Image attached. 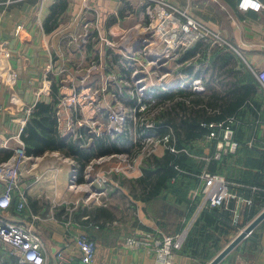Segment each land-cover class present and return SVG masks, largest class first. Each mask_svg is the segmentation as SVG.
<instances>
[{
  "label": "crops",
  "instance_id": "obj_1",
  "mask_svg": "<svg viewBox=\"0 0 264 264\" xmlns=\"http://www.w3.org/2000/svg\"><path fill=\"white\" fill-rule=\"evenodd\" d=\"M58 1L22 0L12 2V4L0 3V44L7 42L12 51L11 63L19 71L18 82L14 89L0 82V103L10 106L9 109L0 111V161L7 159L3 158L6 150L13 152L11 149L14 145L13 136L20 131L21 119L27 114L25 109L31 105L34 107L39 100L52 101L53 83L59 89L57 93L61 94L59 92L61 81L80 80L84 74V71L79 72V64L76 66L77 55L69 53L70 49L62 45V38L70 37L71 34L80 30L76 25L83 17V11L88 20H94L96 14H101L102 18H105L103 30H111V25L115 28V24L120 19L133 16L142 17L145 11L143 0H67L66 9L58 16V24L51 30H45L44 24L51 15V7ZM168 1L186 9L191 17H195L207 27L218 31L224 40L223 46H212L203 40L194 44L199 47L190 59H195L197 55L202 56L204 58L199 64H202L203 60L207 62L208 59L209 62L205 65L210 64V69L198 70L195 64L197 62L191 65L193 70L183 69L185 70L183 74L187 78V80L185 78L186 85L182 86L179 83L180 76L164 78L170 85V93L177 97L170 98V100L162 98L161 95L165 94L166 88L157 86L156 98L159 99V105L163 104V101L165 104V106H160V121L163 122L168 117L169 110L166 108H171L172 121L170 123L174 127L164 133L157 130V135L162 137L170 133V145L176 148L180 134V139L182 137L186 142L185 146L181 149L176 148L172 152H184L191 158L193 164L190 170H181L176 167L180 174L174 176L170 182L176 184L180 180L179 176L182 175V171L190 174L196 183L199 177L201 179L199 186L203 181L202 173H219L225 176L230 192L233 194L225 204L228 207L230 201H233L232 221L235 222L233 224L239 225V231L252 221L247 218L255 195L264 193V88L250 68V65H264V9L259 12L242 11L238 7L239 0ZM86 4L88 9H85ZM64 17H66L65 20ZM49 23L51 25V22ZM18 25H22L19 34L15 31ZM66 45L74 48L70 40ZM184 52L183 49L180 53L178 50V61L192 62L190 59L179 60ZM175 57L173 58L176 59ZM111 60L118 65L122 61L128 62L121 57ZM216 61H219L221 69L224 67L230 70H218ZM50 64L52 67H49ZM242 64H246L247 69L241 70ZM130 71L126 69L120 73V76L129 78ZM195 78L201 79L204 86L203 91L193 90L192 83ZM161 81L160 78L159 82ZM71 84L78 85L74 81ZM182 88L187 95L186 108L179 106L178 102L182 94L179 90ZM68 89L71 93V85ZM192 92L196 93L195 97L191 95ZM13 93L17 96L15 103L11 102ZM58 97L61 98L60 95ZM86 106L83 105L84 108ZM57 111H60L59 117L63 122L60 123L58 120V128L62 134L68 112L60 103ZM229 116L234 117L236 124L241 125L235 132V139L239 142V146L231 152L219 146L222 138L220 133L214 138H211L209 133L193 137L189 131L191 125L183 122L184 119L189 121L194 119L193 123H201L205 126L206 122L223 121ZM156 122H158L157 118ZM83 130L86 129L82 128ZM194 131H199V128ZM7 138L9 141L5 144ZM93 138L82 139L80 144L84 147L90 146L93 144ZM167 148L169 146L166 145L158 147L154 156L162 157ZM47 155L51 156L50 160L46 158ZM61 157L72 158L59 150H49L29 160L32 162L33 159L38 161L42 158L41 160L45 162L40 167H37L36 160L31 166H25L23 181L28 187L29 202L23 212H17L15 207L11 209L14 219H24L40 233L49 256V264H85L74 241V234L79 233H87L98 243L94 264H155L153 253L147 249L126 247L123 241L125 236L134 233L151 234V232L153 235H159L160 231L165 233L169 228L173 229L172 224H176L174 231L180 232L186 228L187 223L192 225L199 214L196 209L188 219L186 213L181 220L166 218L168 212L166 208L171 207L170 201L174 202L175 206H184L176 194L168 191L151 198L150 201L144 200L142 194L148 193V189L145 185L138 183V179L144 176L143 165L139 171L134 170L132 177L127 176L128 178L124 179H121L124 176L122 177L119 173L112 174L110 168L111 182L98 188L99 191H103L100 197L97 196L99 199L88 201L90 193H86L81 200L78 193L70 195L72 190L68 189V182L72 166L70 162L68 164L62 161ZM75 161L78 166L77 160ZM211 168H214L215 172H211ZM155 176L154 174L153 177ZM82 177L85 180L84 170ZM199 186L195 184L191 189L194 187L199 189ZM156 199H164L163 208L158 206L163 209L162 211L161 209L156 211L152 207ZM257 205L261 208L260 212L263 211L264 199ZM245 222L246 225L243 226ZM238 231L233 230L231 235ZM238 246H241L244 254L248 256L244 260L237 259L231 264H264V219L236 247ZM59 252L69 260L68 263H63L58 259L57 253ZM175 256L174 264H194L196 260L186 253L178 252ZM0 264L27 263L19 261L18 257L10 253L0 242Z\"/></svg>",
  "mask_w": 264,
  "mask_h": 264
},
{
  "label": "built area",
  "instance_id": "obj_2",
  "mask_svg": "<svg viewBox=\"0 0 264 264\" xmlns=\"http://www.w3.org/2000/svg\"><path fill=\"white\" fill-rule=\"evenodd\" d=\"M16 1L22 0H0V3L12 4V2ZM142 2L145 10L144 15L149 17L148 19L150 20L149 24H145L143 28V25L140 26L141 24L132 26L126 33L121 35V39L118 42L113 41L114 39H111V37L104 34L102 27H93L94 21L85 23L86 31H76L71 34L70 37L72 39H69L70 42L74 43L75 40L77 41L78 36H82V46H88V44H90V39L95 40L96 34L98 36V42L101 44L99 49L100 57H104L105 53L108 52V49L113 47L117 48L124 54L127 58H125V60L130 58L135 61V64L138 62L144 64L142 59H146L147 62L154 64L158 68H160L163 62L166 61L164 60L165 58H173L179 49H188L200 40L207 41L212 46H223L224 40L218 31L207 27L195 17H191L187 10L179 7V5L168 0H143ZM87 7L88 6L86 4L85 9H88ZM238 7L242 11L253 10L259 12L264 9V2L263 0H239ZM96 19L97 22H99L100 20L98 21V19H101V14H98ZM89 25L90 28H88ZM21 28L22 25H18L16 27L15 31L17 34L20 33ZM138 43L140 44V47L136 50L135 45ZM152 44L153 46H151ZM11 57L12 51L8 47L7 42L0 44V82L8 88L14 89V86L18 82L17 79L19 77V71L15 65L11 63ZM96 62L93 61L91 65H89L86 72H84L81 76V79H90L91 76L95 74L94 72L97 68ZM49 67H52V64H50ZM146 68L147 65L145 66V69ZM250 68L253 72H255L260 85L264 88V65H250ZM136 70L133 71V75L131 76H137ZM180 84L182 86L186 85L185 77L180 80ZM192 87L195 92H201L204 90V86L202 85L200 78H195L192 83ZM104 89H106V85H104ZM74 90H76V86H74ZM98 91V89L95 90L96 95ZM151 92L154 95V100H156V93H158V91L153 87ZM84 97L86 103L85 101H81L76 92L68 96H64L63 99H59V103L68 112V116L64 120L65 127L62 131L63 136L72 135L74 138H80L82 140L84 139V136H88L90 134V136H94V133H100L99 131L97 132L98 129H96V126L98 124L96 122L92 120V123L89 124L88 121H83V117L80 118L78 115L79 113H84L83 105H87V101L89 103H93V99H90L88 94H84ZM16 100L17 96L13 93L11 95V102L15 103ZM139 100L141 101L142 98ZM157 104L159 105V101ZM166 104H168V102ZM145 107L146 105H143L138 109L141 111L145 109ZM9 108L10 106L0 103V111L7 110ZM32 110V105L31 107H27L25 109L27 114L21 119V125L19 128L20 131L13 136L14 145L11 146L13 152L6 160L0 161V242L10 251V253L17 256L19 261L27 264H49V256L46 253L45 244H43V239L40 236V233L37 230H34V228H32V226L24 219L20 218L16 220L11 214V209L13 207H15L17 212H23L29 202L28 187L24 185L23 176H25V166L32 157L28 156L26 153V145L21 137V134L24 130L23 128L25 124L32 114ZM57 112L59 122L63 123L62 119L59 117L60 111ZM125 112V109L121 105H118L117 108L114 109V114L111 115L110 122L108 124L109 130H124ZM74 114L77 115L74 116ZM154 119H156V115ZM235 123L234 117L229 116V118L223 121L209 124V126L213 128L209 136L214 138L220 133L222 138L219 141V146L221 148L224 147L227 152L235 151L239 146V142L235 139ZM146 125V127H156V121L154 120L152 123H147ZM82 128H85L86 130L82 131ZM170 137L171 134L169 133L162 137L159 135L149 136L147 139L144 138V140L146 142L149 141L152 146V148L149 149L150 152H154L158 149V147L164 145L169 146L171 150L175 151L176 148L170 145ZM8 141L9 138L5 139V144ZM145 149L146 147L143 148L142 152L145 153L147 151V149ZM116 153L118 152L108 154L111 155L108 157L107 155H102L98 158H93L87 164L84 169V176L89 179L86 182L87 184L79 182L78 166L75 164L76 161L69 158L73 163H75L72 164V172L69 176L68 186L76 191L85 190L88 192L91 190L92 192L90 191L88 196L89 200L94 194L97 195V193H102L101 190H98V188L103 184H110V176L97 173L94 177L90 175V172L93 169L94 161L98 160V162H102L111 159V157L118 155ZM119 156L121 158L124 154H119ZM140 157L141 156L139 155L132 157L131 165L128 167V169L131 168L129 170L131 172L129 173H132L133 169L135 170L138 167V164L135 162H137V159ZM124 158L127 159L128 155H125ZM118 169V164H116V166L112 167L110 171L118 172ZM201 177L203 181H205L202 194L206 204L213 207L216 205H222L228 202V200L232 197L233 194L230 192L229 183L222 174L202 173ZM198 191L199 189L193 190L191 192V196L195 197L198 195ZM94 198L97 201L98 197ZM187 233L188 230L186 228L183 229V231L173 233H163L160 231L159 235H153L152 232L151 234L134 233L125 236L123 241L124 245L131 249L144 248L149 252H152L155 257V264H174L175 255L183 247ZM74 241L81 253L82 261L85 264H94L98 251V243L87 233L74 234ZM57 257L63 263L69 262V260L66 259L60 252L57 253Z\"/></svg>",
  "mask_w": 264,
  "mask_h": 264
},
{
  "label": "rangeland",
  "instance_id": "obj_3",
  "mask_svg": "<svg viewBox=\"0 0 264 264\" xmlns=\"http://www.w3.org/2000/svg\"><path fill=\"white\" fill-rule=\"evenodd\" d=\"M97 13V11H96ZM98 14H96L97 16ZM89 17V16H88ZM66 17H64L65 20ZM94 18V17H93ZM149 17L147 16H136V17H128V19H120L118 21L117 24H115V28L113 27V25H111V30H105L104 29V34H106L107 36L111 37V39H114L113 41L118 42L121 39V35L123 33H126L128 31L129 28H131L132 26H136L137 24H141L140 26H142V28L144 27L145 24H149L150 20L148 19ZM100 20V21H99ZM104 20L105 18L101 16V19H97L95 17L94 20H88V18H85V12L83 11V17L78 20L77 22V29L80 28L79 32H84L86 31L85 29V23L89 22V21H94L93 23V27H97L101 28L104 27ZM109 21V20H108ZM109 23V22H108ZM108 23L106 25H108ZM101 24V25H100ZM110 27V26H107ZM84 28V29H83ZM88 28H90V25L88 26ZM113 33V34H112ZM120 33V34H119ZM83 35V34H82ZM96 38L95 40L90 39V44H88V46H82V36H78L77 41L75 40L74 43V48H70L67 44V42H69V39H72L71 37H64L62 38V45L65 46V48H69L70 51L69 53L72 54H76V66L79 64L80 68H79V72L81 71V73L86 72V68L88 67V65L90 64L91 60L94 58L93 61H97V68L95 70V75L91 78V79H80V80H64L61 81V87H60V93H57V95H60V97L63 99L64 96H68L70 94H73L74 92H76V94H78V97L81 99L82 102L86 100H84V94H88L90 99H93V103H89L87 101V106L84 108L85 110L84 113H79V117H83V121L86 120L88 121L89 124H91L92 120L94 122H96L98 125L96 126L98 129L97 132L99 131L100 133H94V136H84V139H89V137H98L102 134H108L109 136H111L112 141L115 140L118 145L121 148H124L123 152H118L116 154H118L117 156H113L111 157V159L102 161V162H98L94 161L93 164V169L90 172L91 176H94L97 173H101L103 175L108 176L109 175V170L110 168L116 166V164H118V172H113L112 174H116L119 173V175H123L121 179L124 178H128L127 176H133L130 174H133L134 169L132 171V173H129L131 171H129L131 168L128 169L129 165H131V159L132 157H135L137 155L141 156L139 159H137V163L138 167L135 169L137 171H139L140 169H142V165L145 166L148 162V160L150 159V156H154L156 151L154 152H150L149 149L152 148V146L150 145L149 141L146 142L144 140L147 139L149 136H155L157 135V132L155 130V127L150 126V127H146L147 123H152L154 120L156 121L155 115H157L160 112V106H165L164 101L163 104L158 105L157 102L159 101L158 98H155L156 100H154V95L152 94V89L153 87L157 90V86L161 87V88H170V85L168 84L167 81L164 80V78H172V77H179L180 76V80L182 78H186V76L183 74L185 73V69L187 66L194 65L197 64L196 66H198V70L200 69H210V64L209 65H205V63L208 64V59L207 62L205 60H203L202 64H199L200 61L204 58L202 56L197 55L195 57V59H190L192 62H188V63H181L178 61V55L179 53L182 51V49H179V53L177 55L176 53V59L174 58H165L162 64V66L160 68H158L157 66H155L154 64H151L149 62H147L146 59H142L144 64L138 63L135 64V61L133 59H128L125 60V56L124 54L119 51L117 48H111L108 49V52L105 53V56L100 57V47L101 44H99L98 42V36L95 34ZM94 36V37H95ZM149 41V40H148ZM149 44H151L150 42H148ZM196 44V43H195ZM91 45V46H89ZM153 46V44L151 45ZM206 46V44L204 45ZM203 46V47H204ZM98 48V49H97ZM191 48V47H190ZM107 49V48H106ZM189 49V48H188ZM188 49H185L188 50ZM73 51V52H71ZM178 52V51H177ZM68 53V54H69ZM118 57H121L123 60L128 61V62H124L122 61L120 63V65H118L116 62H113V59H117ZM127 59V58H126ZM174 59V60H173ZM169 60H171V62H169ZM189 60V61H190ZM217 63V68H219L218 70H220V65H219V61H216ZM147 65V68L145 69V66ZM245 65V66H244ZM242 64L241 66V70L247 69L246 64ZM193 67V66H192ZM158 68V69H156ZM127 71L130 69L131 74L129 76V78L126 77H121L120 73L123 71ZM138 69V70H136ZM156 69V70H154ZM137 71L136 75L137 76H131L133 75V71ZM230 69L227 68H222L221 71H228ZM79 74V73H77ZM157 74H161V75H157ZM159 77V78H158ZM162 79L161 82H159V79ZM157 79V80H156ZM187 80V78H186ZM185 80V81H186ZM75 82L78 85H73L71 84L72 82ZM180 83V82H179ZM187 83V82H186ZM71 85L72 87V91L70 93V89L69 86ZM104 85H106V89H104ZM74 86H76V90H74ZM167 86V87H166ZM144 87V88H143ZM143 88V89H142ZM99 90L97 95L95 94V90ZM59 90V89H58ZM124 94V95H123ZM142 98V100L140 101L139 99ZM118 105H121L124 109H125V126H123L124 130L120 131L118 129H115V131L113 130H109V122H110V117L112 114H114V109L117 108ZM146 105L145 109L143 110H139L138 108L140 106ZM75 121L77 122V120L75 119ZM85 123V122H84ZM102 124V126H101ZM113 129V128H112ZM146 147L147 151L144 153L142 152L143 148ZM128 148V152L127 149ZM145 149V150H146ZM114 154V153H113ZM119 154H124V156H119ZM142 154V155H141ZM61 155V154H60ZM59 155V157H60ZM125 155H128V160L125 159ZM62 156V155H61ZM111 156V155H107ZM42 157V156H41ZM50 155H47L46 158H48V160H50ZM35 158V157H34ZM44 158V156H43ZM42 159V158H41ZM38 159V161L36 159H33V161H28L27 166H31L33 164V162L36 160L38 162V166L40 167L44 164L45 161ZM62 161H64L65 163L69 162L72 164H74L72 162V160L69 159V157L67 158H62ZM66 160V161H65ZM130 160V161H129ZM61 161V160H60ZM68 161V162H67ZM67 164V165H68ZM76 164V163H75ZM112 166V167H111ZM87 170V168H86ZM87 173V172H86ZM85 173V174H86ZM113 176V175H111ZM91 179V178H90ZM61 180V179H60ZM88 177L85 176V180H83V183L87 182ZM125 182V180L123 181ZM87 184V183H86ZM69 185V184H68ZM105 185V184H103ZM68 189H71L70 186H68ZM67 189V190H68ZM72 193L70 192V195H74V194H79V199L83 200L84 196L86 195V193H90V188L88 192H85V190H79L76 191L75 189H71ZM76 192V193H74ZM92 192V191H91ZM103 193V191H102ZM97 195H93V197L91 198L92 200L87 199L88 201H94V197H100L101 194ZM199 195V194H198ZM200 200L198 203V213L200 212V210H202V208L206 205V202L204 200V196L201 193L200 194ZM99 199V198H98ZM125 200V198H123ZM121 202H124L122 200H120ZM164 199H156L154 201V205H152L153 208H155L154 210H160L162 207V204H164ZM170 201V199H169ZM171 202V207H167L166 209L168 210L167 214H166V218L168 219H172V220H176V218L181 220V217H183V215H185L186 213V207L185 206H175V203ZM168 203V202H167ZM161 206V208H158V206ZM165 205V204H164ZM169 208V209H168ZM164 208V210H166ZM163 209H161L160 211H162ZM169 220V222H170ZM183 221V219H182ZM181 222V221H180ZM249 224V223H248ZM190 224L187 223L186 228L189 232L190 229ZM171 226H173L172 228H169L167 230V232L165 233H173L176 232L174 231L176 227V224H172ZM188 226V227H187ZM247 226V225H246ZM245 226V227H246ZM244 228V227H243ZM241 230V229H240ZM240 230L238 232H235L233 235L229 236L230 241H226L222 244V248L223 249L228 243H230L234 236L240 232ZM178 232V231H177ZM188 235V233H187ZM187 238V236H186ZM185 238V239H186ZM187 239L185 240L184 244L186 243ZM246 244V242L244 243ZM242 246V245H241ZM235 247L234 250L232 252L229 253V255L221 262V264H231L234 263L237 259H246L248 256L247 254H244V250L242 247ZM184 247V245H183ZM183 247L179 250V252L183 249ZM220 249V250H221ZM218 250L214 255L217 256V253L220 251ZM214 256V257H215ZM213 257V258H214ZM212 258V259H213ZM196 260L194 261V264H207L208 262H210L212 259L209 260H203L202 258H195Z\"/></svg>",
  "mask_w": 264,
  "mask_h": 264
},
{
  "label": "trees",
  "instance_id": "obj_4",
  "mask_svg": "<svg viewBox=\"0 0 264 264\" xmlns=\"http://www.w3.org/2000/svg\"><path fill=\"white\" fill-rule=\"evenodd\" d=\"M67 5V0H59L52 5L50 12L51 15L44 24L45 30H51L52 27L54 28V26L58 24V16L62 14V11L66 9ZM49 22H51V25ZM198 47L199 45H195L193 48L185 51L179 57V60L183 61L190 59V57L195 55ZM185 70H193V67L190 64L185 68ZM169 90L170 89L167 88L164 91L165 94L161 95L162 98L170 100V98L173 99L174 97H177L175 94L170 93ZM179 91L182 93L181 98L178 99L180 104L179 106L186 108V91H184V88ZM57 92L58 88L55 83H53L52 101L45 102L39 100L35 103L32 114L23 128L24 130L22 131L21 137L26 145V153L28 156L33 157L42 155L49 150H59L64 155L71 156L77 160L79 168V182H83V170L93 158H98L99 156L115 152H123L124 148H121L115 140L112 141V137L108 134H102L98 137H94L92 142L93 144L87 147L80 144L82 141L80 138H74L72 135L63 136L58 128L57 110L59 97ZM194 94L196 93L192 92L191 95L194 96ZM166 109L169 110V118L167 117L163 122L160 121V113L156 115L158 122H156L155 130L163 133L173 127V124L170 123V121H172L170 110L172 109ZM183 122L191 125L189 131H191L194 137L195 135H203V133L210 134L213 128H211L209 124L215 122V120L206 122L207 124H205V126L201 123H193L194 119L192 121L184 119ZM240 126L241 125L238 123H235L234 125L237 131ZM198 128L199 131L195 132L194 130H197ZM178 136L179 138L177 139L178 143L176 144V148L181 149L182 146H185L186 142L182 137L180 139V134ZM126 150L127 152L129 151L128 148ZM11 154V150H6L3 158L6 159ZM192 166V160L187 154L184 152H172L170 147L166 149L165 154L162 157H155L153 155L150 156L147 164L143 167L144 176L138 179V183L140 185H145V188L148 189V193L145 192V195L143 193L142 198L146 201H150L151 198L161 195L164 191L174 193L178 196V200L181 203H184L187 210V219L190 218L197 209V205L201 197V195L192 197L191 192L193 190H197L198 187H194L193 189L191 188L195 184L199 186L201 179L197 177L196 183L190 174H186L182 171V175L179 176L180 180H178L176 184L171 183L170 180L177 174H180L176 167L181 170H190ZM212 171L215 172V169L211 168V172ZM154 174L156 175L155 177H153ZM153 178L155 179L153 180ZM262 199H264V193L255 195L253 205L249 208L248 220H252L254 216L260 212L261 208L258 207L257 203H259ZM233 206V201H230L228 207L225 203L214 207L206 204L202 210H200L198 216L190 226L186 238L187 241L180 253H186L194 258H202L203 260L212 259L215 256L214 254L222 248V244L226 241H230L229 236H231V232H233V230L238 231L239 229V225L233 224L235 222L232 221ZM244 225H246V222L243 226Z\"/></svg>",
  "mask_w": 264,
  "mask_h": 264
},
{
  "label": "water",
  "instance_id": "obj_5",
  "mask_svg": "<svg viewBox=\"0 0 264 264\" xmlns=\"http://www.w3.org/2000/svg\"><path fill=\"white\" fill-rule=\"evenodd\" d=\"M140 44L135 45V49H139ZM205 185V181H202L201 185L199 186V191L198 194H201L203 191V187ZM264 219V210L261 211L255 218L252 219V221L245 227L243 228L239 233H237L233 240L228 243L223 249H221L218 253L217 256H215L210 262L207 264H218L220 263L223 259H225L230 252L234 250V248L239 245L247 236L252 232Z\"/></svg>",
  "mask_w": 264,
  "mask_h": 264
},
{
  "label": "bare ground",
  "instance_id": "obj_6",
  "mask_svg": "<svg viewBox=\"0 0 264 264\" xmlns=\"http://www.w3.org/2000/svg\"><path fill=\"white\" fill-rule=\"evenodd\" d=\"M67 186V185H66Z\"/></svg>",
  "mask_w": 264,
  "mask_h": 264
}]
</instances>
